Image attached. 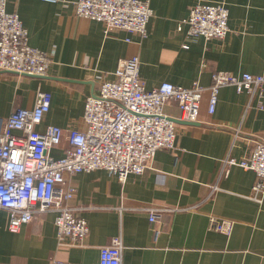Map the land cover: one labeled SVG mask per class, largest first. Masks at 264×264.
<instances>
[{"label": "crops", "instance_id": "obj_1", "mask_svg": "<svg viewBox=\"0 0 264 264\" xmlns=\"http://www.w3.org/2000/svg\"><path fill=\"white\" fill-rule=\"evenodd\" d=\"M77 1L8 0L30 45L46 52L51 64L41 78L0 70V118L16 107L33 108L38 94L49 92L51 108L37 129L83 130L87 97L113 80L120 60L130 56L139 57L147 89L199 82L205 89L200 114L176 125V149L158 151L142 175L124 183L102 170L70 178L76 187L70 205L90 228L80 246L58 245L54 212L12 233L8 212L0 210V264H98L101 247L115 237L123 241L122 264H264V195L258 201L253 194L258 177L223 167L227 157H249L264 143V97L223 87L210 112L213 72L264 75V0H149L146 38L78 17ZM198 3L228 7L231 32L224 39L187 35L182 23ZM164 112L180 116L174 102ZM69 148L63 139L52 155L60 158ZM152 210L162 219L151 223ZM212 218L227 221L230 231L213 229Z\"/></svg>", "mask_w": 264, "mask_h": 264}, {"label": "built area", "instance_id": "obj_2", "mask_svg": "<svg viewBox=\"0 0 264 264\" xmlns=\"http://www.w3.org/2000/svg\"><path fill=\"white\" fill-rule=\"evenodd\" d=\"M7 5L8 0H0V70L46 76L51 64L49 55L30 45L19 14L9 12ZM76 15L103 23L107 31H126L146 38L153 10L149 0H78ZM229 16L224 3H198L182 24H186L192 39H224L231 32ZM178 29L182 31L183 25ZM140 65L138 56L120 60L115 78L103 82L99 93L86 99L83 130H64L54 125L37 129L51 108L49 92H40L33 108L16 107L9 117L0 118V210L8 212L10 232L19 233L40 216L54 212L58 245L80 246L90 228L70 205L76 193L70 178L102 170L124 183L130 175H142L158 151L176 149L177 124L164 108L174 102L180 110L179 120L197 121L205 89L199 82L190 87L164 82L147 89ZM211 77V113L223 87L264 97V75L215 71ZM259 105L262 109V102ZM63 139L71 148L55 158L52 150ZM235 166L256 173L253 194L260 201L264 195V143L256 144L249 157L229 156L224 160L226 172ZM160 219L161 212L152 210L150 222ZM226 222L212 218L211 226L228 233L230 224ZM123 249L122 238L115 237L101 247L98 264H122Z\"/></svg>", "mask_w": 264, "mask_h": 264}, {"label": "water", "instance_id": "obj_3", "mask_svg": "<svg viewBox=\"0 0 264 264\" xmlns=\"http://www.w3.org/2000/svg\"><path fill=\"white\" fill-rule=\"evenodd\" d=\"M32 76V75H30ZM37 77V76H36ZM45 77V76H44ZM41 78V77H40ZM173 120L176 124H179V123H184L183 121L179 120V119H171Z\"/></svg>", "mask_w": 264, "mask_h": 264}, {"label": "bare ground", "instance_id": "obj_4", "mask_svg": "<svg viewBox=\"0 0 264 264\" xmlns=\"http://www.w3.org/2000/svg\"><path fill=\"white\" fill-rule=\"evenodd\" d=\"M88 98V97H87Z\"/></svg>", "mask_w": 264, "mask_h": 264}]
</instances>
